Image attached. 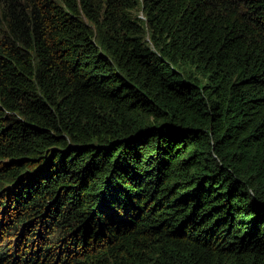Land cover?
Here are the masks:
<instances>
[{"label": "trees", "instance_id": "obj_1", "mask_svg": "<svg viewBox=\"0 0 264 264\" xmlns=\"http://www.w3.org/2000/svg\"><path fill=\"white\" fill-rule=\"evenodd\" d=\"M0 264H264V0H0Z\"/></svg>", "mask_w": 264, "mask_h": 264}]
</instances>
